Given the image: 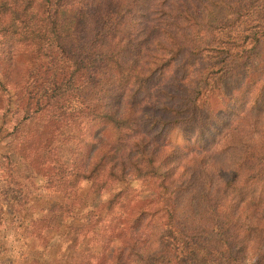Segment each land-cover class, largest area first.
Returning a JSON list of instances; mask_svg holds the SVG:
<instances>
[{
	"label": "trees",
	"instance_id": "obj_1",
	"mask_svg": "<svg viewBox=\"0 0 264 264\" xmlns=\"http://www.w3.org/2000/svg\"><path fill=\"white\" fill-rule=\"evenodd\" d=\"M263 48L264 0H0L3 159L13 164L6 174L14 188L33 179L30 232L45 247L33 248L30 262L198 264L180 249L210 233L202 243L215 264H258L234 234L238 214L228 201L264 197V156H242L213 184L190 181L196 156L161 152L173 130L206 120L204 102L227 76L237 81L229 93L220 90L227 100L246 95L243 106L261 107ZM210 73L217 78L209 81ZM143 180L149 187L139 193ZM85 187L93 197L80 203ZM39 188L70 202L38 203ZM195 189L218 193L216 230L191 234L178 221L177 197ZM104 219L107 230L82 242H95L96 251H77L76 235L85 239Z\"/></svg>",
	"mask_w": 264,
	"mask_h": 264
},
{
	"label": "rangeland",
	"instance_id": "obj_2",
	"mask_svg": "<svg viewBox=\"0 0 264 264\" xmlns=\"http://www.w3.org/2000/svg\"><path fill=\"white\" fill-rule=\"evenodd\" d=\"M261 57L264 60V48L260 52ZM264 68V65L257 66V69ZM264 76V71H263ZM217 75L210 73L208 75L209 81L215 80ZM237 84L234 77L223 80L222 83L218 82L216 85L218 89L213 90L211 96L208 97L207 101L204 102L206 120H202L200 124L193 126H183L179 129H175L168 136L167 146L163 148L161 152L162 156H167L168 159L181 158L182 156H196L195 165L192 169L191 166L189 179L192 183L197 182L201 178L210 180L213 184L223 181L229 177L232 169H237V163L241 160L242 156H264V99L261 102V107L258 110H250L247 104L243 106L244 96L236 95L231 101L227 100L220 90H224L227 94L230 89ZM264 93V91H263ZM185 95V94H184ZM227 100V101H226ZM1 112V111H0ZM1 116V113H0ZM3 119L0 118V128L3 127ZM95 128H90L87 132L86 139L90 140L91 136L95 134ZM182 130L187 133L185 137H182ZM4 134V129L0 131V264H34L30 262V258L33 259V248L40 247V240L36 241L30 232V220L31 216L34 215L32 204L35 202L33 197V179L29 177L23 178V185H20V190L15 188L10 183V178L7 176V168L13 167L9 161L3 159L5 156V144L7 141ZM106 134V133H105ZM100 135V134H99ZM104 139V134H101ZM184 139V140H183ZM79 143V142H78ZM128 142H120L122 145H126ZM258 144V146H257ZM114 145V144H112ZM120 145L119 147H121ZM81 145L77 144L75 147L79 148ZM133 148V147H132ZM257 150V151H256ZM83 156V154L81 155ZM78 159L77 153L72 156ZM200 166L205 167L207 176L199 175ZM22 175V173H21ZM35 184L41 185L43 183L42 177H37L34 180ZM149 183L143 180L140 185L136 182L135 189L139 193H145L148 190ZM34 184V187H35ZM230 186H225L224 191L228 192ZM210 189V188H208ZM22 190L24 194H22ZM209 191V190H208ZM38 192L44 196L41 200L45 204L46 199L49 201L68 204L70 201L64 200L61 196L57 197L55 194H47L49 191L45 188H39ZM80 203L81 197L85 201L93 197L89 194L87 188H80ZM106 193L99 196L97 202L104 199ZM55 195V198L53 196ZM263 196V195H261ZM220 197L218 193L203 195L200 189H195L190 192L184 193L177 197L179 206L182 207V218H178L179 222H184L186 229L191 230V234H197L196 230L201 231L203 227L209 228L211 231L215 228L217 217L215 214V208H217ZM233 198V199H231ZM241 196L229 197V203L232 205V214H238L237 221L239 228L234 231L236 238L244 240L243 252L247 257L258 262V264H264V236H261L260 229L264 226L261 225L263 221L260 219L264 215V197L256 202L247 201L241 202ZM91 200V199H90ZM99 200V201H98ZM231 200V201H230ZM96 202V201H95ZM93 202L92 205L96 203ZM90 204V202L88 203ZM35 205V204H34ZM242 206V210H241ZM34 207V206H33ZM243 207H245L243 209ZM36 211V209H34ZM65 219V217L63 218ZM23 224H22V223ZM25 225V228L23 227ZM107 220H100L95 223V228L91 235L83 239L82 233L76 235L77 244L81 242V246L77 251H81L84 248L96 251L98 248L97 244L91 243L90 247H86L83 243L89 240L94 241V233L102 232L107 230ZM61 228L64 229L62 225ZM194 228V229H191ZM102 229V230H101ZM101 230V231H100ZM208 230H206L207 232ZM190 234V232L187 230ZM50 238L51 233H45ZM210 233L206 236L198 238L199 246L192 244H186L180 253L189 254V256L195 260L198 264H215L212 255L213 249H209L208 246H203L202 240L208 239ZM48 239L47 237H45ZM165 240V239H164ZM83 242V243H82ZM87 244V243H86ZM210 245V242L207 243ZM204 248H203V247ZM211 250V251H210ZM76 249H70L71 255L75 253ZM144 253V251H140ZM209 256V257H208ZM67 259L63 263H56L55 259L51 260V264H70Z\"/></svg>",
	"mask_w": 264,
	"mask_h": 264
}]
</instances>
